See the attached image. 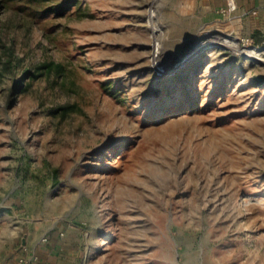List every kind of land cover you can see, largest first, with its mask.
<instances>
[{
  "label": "rangeland",
  "instance_id": "1",
  "mask_svg": "<svg viewBox=\"0 0 264 264\" xmlns=\"http://www.w3.org/2000/svg\"><path fill=\"white\" fill-rule=\"evenodd\" d=\"M1 1L0 264H264V42L233 0Z\"/></svg>",
  "mask_w": 264,
  "mask_h": 264
},
{
  "label": "crops",
  "instance_id": "2",
  "mask_svg": "<svg viewBox=\"0 0 264 264\" xmlns=\"http://www.w3.org/2000/svg\"><path fill=\"white\" fill-rule=\"evenodd\" d=\"M225 0H221L224 5ZM228 5V0H226ZM234 8H228L234 11L227 16V21L235 20L238 29L242 31L240 35L252 37L255 42H264V0H233ZM231 3V4H232ZM229 6V5H228ZM45 242V241H42ZM42 246V245H41ZM56 246V245H55ZM46 248L25 249L23 255L18 257L19 264H49L47 257L53 250L45 251Z\"/></svg>",
  "mask_w": 264,
  "mask_h": 264
},
{
  "label": "trees",
  "instance_id": "3",
  "mask_svg": "<svg viewBox=\"0 0 264 264\" xmlns=\"http://www.w3.org/2000/svg\"><path fill=\"white\" fill-rule=\"evenodd\" d=\"M4 0H2L1 2H3ZM5 56L4 59H1L2 56ZM17 65V58L14 55V52L11 48V46H7L4 43L3 37L0 35V73H2L3 71H13L16 68ZM41 69H44L45 72L47 73H54L56 76H60L63 74L64 69L62 67V65L60 64H53V63H46L44 65H42L40 67ZM29 74V71L27 72ZM20 89L19 87H17L16 93H19ZM68 106H60L57 107L55 109H53V111L55 113H59V114H65V111L68 110Z\"/></svg>",
  "mask_w": 264,
  "mask_h": 264
},
{
  "label": "water",
  "instance_id": "4",
  "mask_svg": "<svg viewBox=\"0 0 264 264\" xmlns=\"http://www.w3.org/2000/svg\"><path fill=\"white\" fill-rule=\"evenodd\" d=\"M204 45H201L200 47L197 48V50H201L203 48ZM220 46L221 48L223 47L222 45H218ZM224 48V47H223ZM195 54V53H194Z\"/></svg>",
  "mask_w": 264,
  "mask_h": 264
},
{
  "label": "built area",
  "instance_id": "5",
  "mask_svg": "<svg viewBox=\"0 0 264 264\" xmlns=\"http://www.w3.org/2000/svg\"><path fill=\"white\" fill-rule=\"evenodd\" d=\"M247 40H248V39H246V43H247ZM42 241H46V238L44 237V238L42 239Z\"/></svg>",
  "mask_w": 264,
  "mask_h": 264
}]
</instances>
